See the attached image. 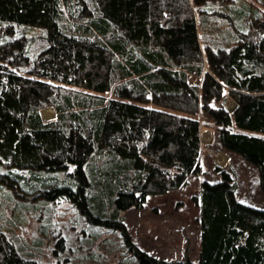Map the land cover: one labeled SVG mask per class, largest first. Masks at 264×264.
<instances>
[{
    "label": "trees",
    "instance_id": "16d2710c",
    "mask_svg": "<svg viewBox=\"0 0 264 264\" xmlns=\"http://www.w3.org/2000/svg\"><path fill=\"white\" fill-rule=\"evenodd\" d=\"M233 1L0 0L5 181L119 230L133 264H264V208L242 201L221 166V179L203 180L194 197L198 262L141 249L122 216L202 173L200 111L222 147L258 169L264 191V9ZM218 2L231 12L211 21L205 6ZM226 95L235 109L220 105ZM50 106L56 116L46 120ZM0 264L38 262L0 228Z\"/></svg>",
    "mask_w": 264,
    "mask_h": 264
},
{
    "label": "rangeland",
    "instance_id": "374dc122",
    "mask_svg": "<svg viewBox=\"0 0 264 264\" xmlns=\"http://www.w3.org/2000/svg\"><path fill=\"white\" fill-rule=\"evenodd\" d=\"M262 1L234 0L230 4L233 8H239L247 2L263 10ZM205 11L212 21L222 12H231V8L218 2L205 6ZM215 13L217 15H213ZM198 21L202 40L204 30H201L200 16ZM226 25L224 23L222 28H226ZM193 79L200 82L202 78L194 75ZM220 105L231 109L232 101L226 97ZM50 107L54 109L53 114L44 115L49 107L42 110L46 120L56 116L55 108ZM197 116L202 122V173L190 175L183 187L149 195L142 207L132 206L122 213L133 241L146 252L168 261H181L186 257L194 262L199 261L201 209L194 197L199 195L203 180L221 179L216 167L221 166L233 173L238 185V197L242 201L264 208V191L258 169L240 154L222 147L219 127L206 112L200 111ZM9 168L7 164L0 166V228L16 242L26 257L36 260L38 264L134 263L119 230L91 224L66 198L48 201L42 193L33 194L10 186L5 181ZM24 172L28 171L25 169ZM62 239L66 244L63 249L58 245Z\"/></svg>",
    "mask_w": 264,
    "mask_h": 264
},
{
    "label": "bare ground",
    "instance_id": "6f19581e",
    "mask_svg": "<svg viewBox=\"0 0 264 264\" xmlns=\"http://www.w3.org/2000/svg\"><path fill=\"white\" fill-rule=\"evenodd\" d=\"M53 112H54V109L52 108V107H49V109H46L45 111H44V115H49V114H53Z\"/></svg>",
    "mask_w": 264,
    "mask_h": 264
},
{
    "label": "crops",
    "instance_id": "0c3cea01",
    "mask_svg": "<svg viewBox=\"0 0 264 264\" xmlns=\"http://www.w3.org/2000/svg\"><path fill=\"white\" fill-rule=\"evenodd\" d=\"M235 108H236V106L234 107V105L232 104L231 109L233 110V109H235Z\"/></svg>",
    "mask_w": 264,
    "mask_h": 264
},
{
    "label": "water",
    "instance_id": "95a60500",
    "mask_svg": "<svg viewBox=\"0 0 264 264\" xmlns=\"http://www.w3.org/2000/svg\"><path fill=\"white\" fill-rule=\"evenodd\" d=\"M232 104L234 105V107L236 106V103L234 101H232Z\"/></svg>",
    "mask_w": 264,
    "mask_h": 264
},
{
    "label": "built area",
    "instance_id": "2783aa9c",
    "mask_svg": "<svg viewBox=\"0 0 264 264\" xmlns=\"http://www.w3.org/2000/svg\"><path fill=\"white\" fill-rule=\"evenodd\" d=\"M229 98V97H228ZM223 99H226V97H224ZM230 99V98H229Z\"/></svg>",
    "mask_w": 264,
    "mask_h": 264
}]
</instances>
